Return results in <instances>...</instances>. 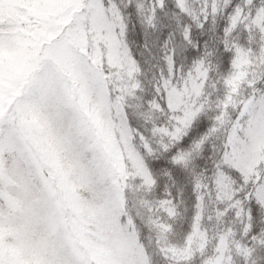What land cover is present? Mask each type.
<instances>
[{
	"label": "snow or ice",
	"instance_id": "snow-or-ice-1",
	"mask_svg": "<svg viewBox=\"0 0 264 264\" xmlns=\"http://www.w3.org/2000/svg\"><path fill=\"white\" fill-rule=\"evenodd\" d=\"M0 264H264V0H0Z\"/></svg>",
	"mask_w": 264,
	"mask_h": 264
}]
</instances>
